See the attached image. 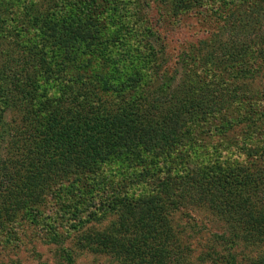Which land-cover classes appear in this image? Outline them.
<instances>
[{
    "label": "rangeland",
    "instance_id": "374dc122",
    "mask_svg": "<svg viewBox=\"0 0 264 264\" xmlns=\"http://www.w3.org/2000/svg\"><path fill=\"white\" fill-rule=\"evenodd\" d=\"M115 1L114 23L140 35L132 39L133 45L140 39L145 42L149 27L164 38L160 78L148 89L146 106L153 120L147 126L163 138L160 148L164 151L124 153L103 165L95 181L87 185L72 184L73 179L55 182V190L38 206L39 216L21 215L0 232V264H57L66 252L73 264H144L150 233L166 231L179 243H170L168 264H264V239H254L250 225L238 224L256 221L258 232L264 224V44L255 43L246 50L242 63L247 73L230 75L221 66L209 80L208 71L196 65L194 58L199 48L205 52L212 48L209 40L203 43L212 33L226 28L229 33L224 37L230 34L229 20L236 14L245 20V29L253 28L257 17L264 30V0H200L193 8L184 5L188 0ZM31 3L36 0L13 4L14 17L18 19L22 6L29 8ZM177 7L182 11H176ZM165 91L193 104L199 116L164 120L163 108L169 105ZM250 174L257 185L244 182L231 191V179ZM117 194L131 200L119 206L124 211L113 198ZM167 197L168 201H162L167 204L164 221L151 219L152 201ZM77 203L78 216L72 209ZM247 203L254 206L253 211ZM125 226L137 229L144 240L138 245L123 242ZM51 227H56L57 236ZM85 236L100 241L88 245Z\"/></svg>",
    "mask_w": 264,
    "mask_h": 264
},
{
    "label": "trees",
    "instance_id": "16d2710c",
    "mask_svg": "<svg viewBox=\"0 0 264 264\" xmlns=\"http://www.w3.org/2000/svg\"><path fill=\"white\" fill-rule=\"evenodd\" d=\"M199 1L188 0L184 5L191 7ZM18 2L21 0H0V232L21 215L39 216L38 206L55 190V182L93 183L108 162L137 149L160 151L164 141L147 126L153 121L146 107L147 92L159 81L158 61L165 52L164 38H159L158 32L146 28L149 35L145 42L140 39L133 45L132 39L140 35L114 23L111 11L115 0H48L46 5L36 0L29 8L22 6L16 19L12 6ZM180 8L176 11H182ZM104 13L111 17L106 19ZM240 16L229 20L232 30L227 37L226 28L212 33L203 41L207 44L209 40L212 48L206 52L199 48L194 57L196 65L208 71L209 80L221 66L230 75L247 73L242 63L246 50L255 43L264 44V30L257 17L253 18L254 27L245 29ZM112 27L116 29L110 31ZM252 35L256 38L249 39ZM219 78L226 80L224 75ZM163 96L169 99L163 108L164 120L199 116L193 104L180 101L177 95L165 91ZM236 172L243 174L241 169ZM97 182L100 186L99 179ZM256 182L250 174L233 178L228 185L236 191L242 183ZM113 198L119 201L118 207L131 203L118 194ZM168 198L152 201L151 219L164 221L167 204L162 201ZM78 203L72 207L77 216L81 210ZM247 204L253 211L254 206ZM238 224L250 225L254 239H264V224L261 232L256 221L240 220ZM129 227H122L123 242L138 245L144 238ZM52 230L57 236L56 227ZM83 240L88 245L100 241L89 236ZM147 242L144 264H168L165 257L171 253L170 243L179 244L167 231L163 235L150 233ZM109 247L113 248L106 244ZM57 262L74 263L67 252L66 257L61 253Z\"/></svg>",
    "mask_w": 264,
    "mask_h": 264
}]
</instances>
